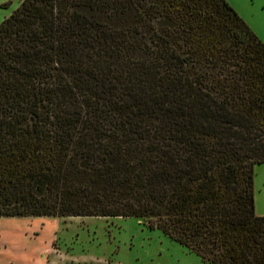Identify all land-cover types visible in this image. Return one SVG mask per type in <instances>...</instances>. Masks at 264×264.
Here are the masks:
<instances>
[{"label": "trees", "instance_id": "16d2710c", "mask_svg": "<svg viewBox=\"0 0 264 264\" xmlns=\"http://www.w3.org/2000/svg\"><path fill=\"white\" fill-rule=\"evenodd\" d=\"M264 43L227 0H21L0 22V217L134 216L264 264Z\"/></svg>", "mask_w": 264, "mask_h": 264}, {"label": "rangeland", "instance_id": "374dc122", "mask_svg": "<svg viewBox=\"0 0 264 264\" xmlns=\"http://www.w3.org/2000/svg\"><path fill=\"white\" fill-rule=\"evenodd\" d=\"M21 0H0V22ZM264 43V0H227ZM264 214V162L253 170ZM0 264H212L134 216L0 217Z\"/></svg>", "mask_w": 264, "mask_h": 264}]
</instances>
